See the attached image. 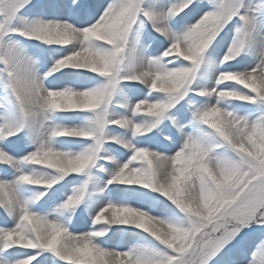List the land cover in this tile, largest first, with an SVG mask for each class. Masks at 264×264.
<instances>
[{
	"label": "snow or ice",
	"instance_id": "obj_1",
	"mask_svg": "<svg viewBox=\"0 0 264 264\" xmlns=\"http://www.w3.org/2000/svg\"><path fill=\"white\" fill-rule=\"evenodd\" d=\"M0 264H264V0H0Z\"/></svg>",
	"mask_w": 264,
	"mask_h": 264
}]
</instances>
